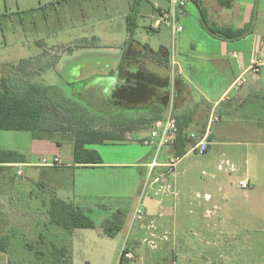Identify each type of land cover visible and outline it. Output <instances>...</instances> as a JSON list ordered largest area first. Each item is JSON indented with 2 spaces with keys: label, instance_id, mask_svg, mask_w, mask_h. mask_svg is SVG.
Masks as SVG:
<instances>
[{
  "label": "crops",
  "instance_id": "0c3cea01",
  "mask_svg": "<svg viewBox=\"0 0 264 264\" xmlns=\"http://www.w3.org/2000/svg\"><path fill=\"white\" fill-rule=\"evenodd\" d=\"M61 1L67 3V0ZM108 1L111 3L112 12L108 14L105 8L104 20L115 23L119 36L104 45L103 49H86V75H83L82 68L77 82L90 84L93 80H98L100 86L109 84L105 99L106 111L100 115L108 120L115 118L119 129L126 132L127 143L133 142L142 146L151 125L163 120L172 109L179 132L186 139L189 138L190 143V136L194 135L197 139L207 137L208 150L214 144L223 145L231 140L243 139L253 145L249 147L253 150L264 148V0H185L186 5L176 18L183 31L176 34L171 32L169 21L161 19L159 14L160 9L168 8V0ZM132 9L136 11V29L133 39L128 41L127 17ZM204 21L208 27L214 29H230L236 32L250 30L239 39H225L209 33L204 27ZM32 42L41 51L52 50L44 49L40 39ZM26 43L23 40L17 41L13 46L24 47ZM40 54L41 52L38 53ZM52 75L54 73L48 74ZM35 144L41 146L43 151L56 148L51 161L55 158L59 160L58 145L52 141ZM119 144L122 142L88 145L87 148L94 150L93 148L99 146ZM143 148L147 150L143 151ZM143 148L129 150L130 159L127 161H115L111 158L104 160L95 150L102 159L101 164H75L72 155L69 163L59 161L53 166L36 162L35 156L28 155L25 149L2 150L0 176L5 174L8 178L9 171L22 167L38 169L42 173L66 167L72 169L74 175L79 171L86 173L83 174L86 175V189L80 183L81 189L73 186L71 193L63 191L59 197L58 191L52 187V179L48 182L38 179L34 174L29 181L39 188V193L44 194L43 198L35 200L38 192L28 188L18 191L15 188L2 190L0 212L4 208V212L9 214H25L27 208L42 205L47 216L52 202L60 200L67 204H75L78 200L77 207L91 212L90 207H81L83 202L85 199L86 204L99 200L104 201V205L97 204L99 208L110 203L108 208L116 212H120L121 204H126L130 213L123 219V225L126 218H131L130 225L132 220L138 221L134 214L139 206H143L142 219L146 222L141 223L145 227L141 225L139 229L146 228L156 232L158 226L168 224L172 234L178 236L181 231L189 236L191 234L188 232H192V229L206 231L203 235L209 234L211 237L213 232L217 234L218 218L198 226L195 220L184 223L181 219L180 214L184 215L186 212L193 215L204 204L212 202L213 196L205 194L204 196H209V201L193 203L184 195L183 188L178 187L175 173L173 176L167 175V169L163 165L175 155V147L157 154L154 148L145 145ZM5 152L22 157L23 163H15L11 160L12 156L4 154ZM185 155L178 157L179 162H182ZM43 156L44 154L41 157ZM249 157L256 162L255 151ZM154 160L158 165L151 168ZM225 162V165L229 163ZM218 169L223 170L221 165ZM16 174L20 176L21 173L17 171ZM79 178L80 176L77 179ZM246 180L250 184V180ZM223 197L227 200L229 196L223 194ZM44 224L47 227V220ZM3 227L6 231V227L11 226L8 223ZM20 227L24 228V225ZM90 230L92 229H76L73 233H86ZM5 231L3 237L7 241L6 253H10L12 236L9 231ZM152 234L156 237V233ZM168 234L171 236V233ZM36 237L44 238V234L38 233ZM171 239L174 240L172 237Z\"/></svg>",
  "mask_w": 264,
  "mask_h": 264
},
{
  "label": "rangeland",
  "instance_id": "374dc122",
  "mask_svg": "<svg viewBox=\"0 0 264 264\" xmlns=\"http://www.w3.org/2000/svg\"><path fill=\"white\" fill-rule=\"evenodd\" d=\"M39 5H42L40 9ZM105 8L108 14L112 12L108 0H67V3L61 0H0V78L5 75L8 65H17L29 58L36 59L38 53L43 51L32 41L40 39L44 49L52 50L47 53L46 59L43 58L42 72L33 82L51 86L59 94L78 99L92 114L105 112L109 84L100 86L98 80L90 84L77 82L82 68L83 75H86V49H103L104 45L119 36L115 23L104 20ZM22 40L27 41L24 47L13 46ZM50 72L54 75L48 76ZM67 138L55 134L52 140L55 144L59 143L56 144L60 149L59 161L64 164L72 161L73 155V142ZM40 141L33 140L29 132L0 131V151L25 149L28 155L35 156L38 163L42 160L52 162L56 148L43 151L41 146L35 144ZM252 146L245 139L231 140L223 145L214 144L202 155H185L175 168L174 177L178 180V187L183 188L184 195L193 203L203 202L205 194L213 196L212 202L204 204L193 215L186 212L180 214L184 223L195 220L197 226L218 218L219 230L217 234L213 232V237L203 235L206 231L192 229V232H188L191 234L189 236L181 231L180 238L172 234L168 224L156 226V232L146 228L143 230L139 227L144 226L141 223L146 221L132 220L130 225L131 218H126L124 225L113 232L110 219L118 213L128 216L130 210L126 204H121L120 212L108 208L110 203L99 208L97 204L104 205V201L99 200L86 204L85 199L82 206L78 204L91 208L90 216L96 226L86 233H73L56 226L45 227L47 216L42 205L27 208L25 214H9L3 208V212H0V239L5 243L3 225L9 223L11 227H6L5 232L9 231L12 240L11 252H0V264H37L33 253L24 246L26 244L36 249L42 248L46 253L52 246L63 248L68 251L73 264H120L124 248H129L134 255L132 261L124 264H264V148L253 150L249 148ZM136 148L141 149L143 145L124 142L93 149L104 160L127 161L130 159L129 150ZM252 151L256 152V162L249 157ZM225 161L230 164L226 166ZM220 165L222 171L218 169ZM17 171L21 173L20 176H17ZM8 174V178L5 174L0 176V191L28 188L38 192L35 200H41L44 194L39 193V188L29 181L34 174L48 182L52 179V187L58 191V196L63 191L71 193L73 186L80 188V183L86 189V175H83L86 173L79 171L74 175L73 170L66 167L47 173L22 167ZM246 178L250 180L251 187L241 190L239 183ZM223 194L229 196L227 200ZM77 201L70 205L77 207ZM215 207L219 210L215 211ZM23 225L24 228L20 227ZM104 230L114 235L103 234ZM38 233H43L44 239L36 237ZM152 233H156L153 239ZM144 240L154 241L156 247L151 248ZM48 254L45 257H51Z\"/></svg>",
  "mask_w": 264,
  "mask_h": 264
},
{
  "label": "trees",
  "instance_id": "16d2710c",
  "mask_svg": "<svg viewBox=\"0 0 264 264\" xmlns=\"http://www.w3.org/2000/svg\"><path fill=\"white\" fill-rule=\"evenodd\" d=\"M200 11L203 15L202 10ZM135 16L136 11L132 9L127 17L128 41L133 39L136 29ZM204 23L209 33L225 39H239L250 30L249 28L246 31L236 32L230 29H214L208 27L205 21ZM47 53L48 51L45 50L36 56V59L29 58L17 65H8L6 68L5 75L0 78V131L29 132L33 140L49 141L54 139L55 134H62L73 142L75 164H101L100 155L87 146L126 142V132L119 129L114 117L108 120L100 114H92L90 109L84 107L78 99L59 94L51 86L33 82V79L42 72L43 58L46 59ZM175 141V156L183 157L190 142L189 138L186 139V136L179 132V126ZM4 154L12 156L11 160L15 163H23V158L14 153ZM47 224L70 232L96 227L90 211L62 201L52 202L47 214ZM109 225L113 232L120 229L114 226L112 220L109 221ZM104 233L108 236L114 235V233L107 234V230H104ZM25 246L30 253H33L37 264H73L68 251L63 248L52 246L46 253L42 248L36 249L29 244ZM0 252H7L6 240L2 243L0 239ZM48 253L51 257H45ZM119 262L124 264L121 257Z\"/></svg>",
  "mask_w": 264,
  "mask_h": 264
},
{
  "label": "built area",
  "instance_id": "2783aa9c",
  "mask_svg": "<svg viewBox=\"0 0 264 264\" xmlns=\"http://www.w3.org/2000/svg\"><path fill=\"white\" fill-rule=\"evenodd\" d=\"M168 3L169 5L167 9L159 10L160 17L161 19L169 21L170 26H171V32L173 34L181 33L183 31V28L179 24H177L176 18H177L179 11H181L185 7L186 1L185 0H168ZM171 65H173L172 62H171ZM172 72H175V70H172ZM177 132H178L177 121L174 116L173 110L170 109L167 116L163 120L156 121L151 125L142 143L143 145L147 147L154 148L157 154L158 152H161L168 148L175 147V138H176ZM190 141L191 143H190L189 149H187V154L202 155L209 148V144H208L206 136L200 139H197L194 135H191ZM178 162H179V158L173 155V157L170 158V160L166 164L163 165L167 169V175H173L175 173V167L177 166ZM58 163H59V160L57 158H55L52 162H48L46 160H42L41 162V164L45 166H51V165L53 166V165H57ZM157 165H158L157 161L154 160L151 163L150 167L153 168V167H156ZM227 165L229 164H226V166ZM239 187L242 190H247L250 188V184L248 180L244 179L243 181L239 183ZM164 188L168 190L166 186ZM197 198H199V196H197ZM203 200L209 201V196L207 195L204 196ZM217 210L219 209L215 207V211ZM143 215H144V208L143 206H139V208H137L134 214V218L136 220H142ZM154 237L155 236L152 234L151 238L153 239ZM144 241L147 242V244L150 245L151 248L156 247L154 241L152 240H147V241L144 240ZM120 257L123 262L128 263L133 260L134 255L127 248H124L121 252Z\"/></svg>",
  "mask_w": 264,
  "mask_h": 264
},
{
  "label": "water",
  "instance_id": "95a60500",
  "mask_svg": "<svg viewBox=\"0 0 264 264\" xmlns=\"http://www.w3.org/2000/svg\"><path fill=\"white\" fill-rule=\"evenodd\" d=\"M124 218H125L124 215H121V214H119V213L116 214V215L114 216V220H113V224H114V226L121 228L122 225H123V219H124Z\"/></svg>",
  "mask_w": 264,
  "mask_h": 264
}]
</instances>
